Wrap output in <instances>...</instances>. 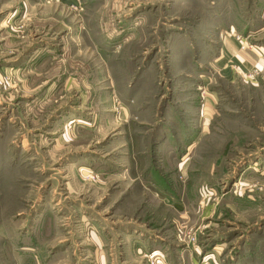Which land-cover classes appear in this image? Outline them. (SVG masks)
<instances>
[{
	"label": "rangeland",
	"instance_id": "rangeland-1",
	"mask_svg": "<svg viewBox=\"0 0 264 264\" xmlns=\"http://www.w3.org/2000/svg\"><path fill=\"white\" fill-rule=\"evenodd\" d=\"M228 41L264 57V0H0V264H264Z\"/></svg>",
	"mask_w": 264,
	"mask_h": 264
},
{
	"label": "crops",
	"instance_id": "crops-1",
	"mask_svg": "<svg viewBox=\"0 0 264 264\" xmlns=\"http://www.w3.org/2000/svg\"><path fill=\"white\" fill-rule=\"evenodd\" d=\"M246 50L240 49L231 41L225 42L220 57L222 63L227 65V62H234L240 64L244 69L256 67L259 70H263L264 57H260L255 52H246Z\"/></svg>",
	"mask_w": 264,
	"mask_h": 264
},
{
	"label": "built area",
	"instance_id": "built-area-1",
	"mask_svg": "<svg viewBox=\"0 0 264 264\" xmlns=\"http://www.w3.org/2000/svg\"><path fill=\"white\" fill-rule=\"evenodd\" d=\"M242 50H245L246 49V46L243 45L242 47ZM261 71H259V69H253L252 71L249 72V74L246 75V77L248 76L250 79H254L256 75H258ZM263 73V72H261Z\"/></svg>",
	"mask_w": 264,
	"mask_h": 264
}]
</instances>
